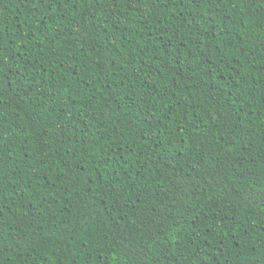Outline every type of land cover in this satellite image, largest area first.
<instances>
[{
  "label": "trees",
  "instance_id": "obj_1",
  "mask_svg": "<svg viewBox=\"0 0 264 264\" xmlns=\"http://www.w3.org/2000/svg\"><path fill=\"white\" fill-rule=\"evenodd\" d=\"M0 264H264V0H0Z\"/></svg>",
  "mask_w": 264,
  "mask_h": 264
}]
</instances>
